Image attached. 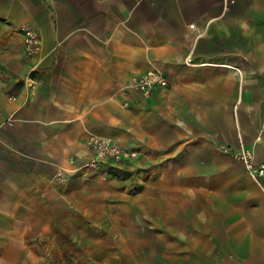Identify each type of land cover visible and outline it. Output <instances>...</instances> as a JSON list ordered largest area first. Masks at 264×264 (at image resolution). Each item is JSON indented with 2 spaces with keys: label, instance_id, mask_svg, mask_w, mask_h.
<instances>
[{
  "label": "crops",
  "instance_id": "crops-1",
  "mask_svg": "<svg viewBox=\"0 0 264 264\" xmlns=\"http://www.w3.org/2000/svg\"><path fill=\"white\" fill-rule=\"evenodd\" d=\"M0 110V264H264V0H0Z\"/></svg>",
  "mask_w": 264,
  "mask_h": 264
},
{
  "label": "built area",
  "instance_id": "built-area-1",
  "mask_svg": "<svg viewBox=\"0 0 264 264\" xmlns=\"http://www.w3.org/2000/svg\"><path fill=\"white\" fill-rule=\"evenodd\" d=\"M225 6L235 3V0H223ZM19 33L22 37L23 53L26 58H33L39 55L41 50V36L39 31L29 25L19 26ZM169 85L168 79L164 73L156 68L146 70L140 75L131 77L130 88H125L123 94L126 96L129 90H135L144 96L150 95L156 88H165ZM14 99V97H10ZM129 101L126 99L123 105L128 106ZM2 113L0 110V119ZM10 123L9 118L3 120ZM86 147L92 154V159L84 164L87 169H96L102 159L109 160L118 164L123 161L129 162L138 156V150L135 148H126L112 138L103 135L89 134L86 138ZM225 153H230L233 159L239 162L246 170L248 176L253 179L260 187H264V163L255 162L253 154L242 144L238 149H231L227 145L221 147ZM63 169H58L54 173V178L58 181L63 179Z\"/></svg>",
  "mask_w": 264,
  "mask_h": 264
},
{
  "label": "rangeland",
  "instance_id": "rangeland-1",
  "mask_svg": "<svg viewBox=\"0 0 264 264\" xmlns=\"http://www.w3.org/2000/svg\"><path fill=\"white\" fill-rule=\"evenodd\" d=\"M74 242H75V241L73 240V247H74V248H75V247L78 248L79 246H76V245L74 244ZM72 252L75 253L74 251H72ZM73 255H75V254H73ZM69 257H71V256H69ZM65 259H66V258H65ZM73 261H74V260L72 259L71 264H81L80 261H76V260H75L76 262H73ZM90 262H92V264H94L95 261H92V260H91ZM66 264H67V263H66ZM88 264H91V263H88Z\"/></svg>",
  "mask_w": 264,
  "mask_h": 264
}]
</instances>
